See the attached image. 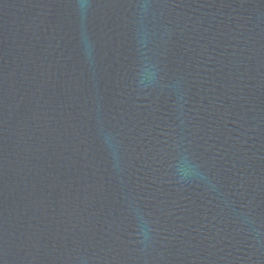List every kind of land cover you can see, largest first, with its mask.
Instances as JSON below:
<instances>
[{
  "label": "water",
  "instance_id": "1",
  "mask_svg": "<svg viewBox=\"0 0 264 264\" xmlns=\"http://www.w3.org/2000/svg\"><path fill=\"white\" fill-rule=\"evenodd\" d=\"M0 264H264V0H0Z\"/></svg>",
  "mask_w": 264,
  "mask_h": 264
}]
</instances>
